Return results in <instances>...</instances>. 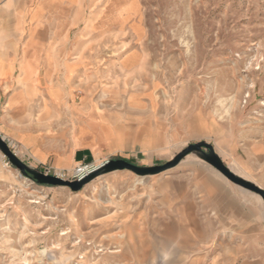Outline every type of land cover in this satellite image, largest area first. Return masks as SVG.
<instances>
[{
	"label": "rangeland",
	"instance_id": "374dc122",
	"mask_svg": "<svg viewBox=\"0 0 264 264\" xmlns=\"http://www.w3.org/2000/svg\"><path fill=\"white\" fill-rule=\"evenodd\" d=\"M0 33L9 118L53 146L64 132L58 170L29 167L5 140L30 169L74 181L75 166L154 167L205 142L231 169L264 172V0H0ZM208 170L191 152L157 175L117 170L72 192L0 151V264H264L259 195L231 223L192 214L200 198L184 184Z\"/></svg>",
	"mask_w": 264,
	"mask_h": 264
},
{
	"label": "crops",
	"instance_id": "0c3cea01",
	"mask_svg": "<svg viewBox=\"0 0 264 264\" xmlns=\"http://www.w3.org/2000/svg\"><path fill=\"white\" fill-rule=\"evenodd\" d=\"M37 16V13L33 15L35 18ZM2 71H4V68L0 62V75L3 74ZM26 71H29V64L25 65ZM66 72V80L68 81L71 76V69L68 68ZM1 99H3V103L1 106L2 113L0 115V136L7 142L16 144L20 154H22L23 160H27L29 167L38 169L47 164H50L55 170H58L57 167H62L63 163L61 158L63 157L64 150L63 129H57L55 138L59 145L53 146V140L47 135L41 134L35 129L22 126L19 121L9 118L8 114L16 109L14 108V97H5V94H2L0 95V101ZM13 125L21 126V128L13 132L9 129ZM83 149L89 148L86 147ZM77 151L78 155L76 159L79 160L80 150L78 149ZM216 154L218 153L216 152ZM218 156L220 155L218 154ZM73 158L72 156L68 157L67 166L72 165ZM225 166L237 177L264 190V186L259 185L258 182L264 179V172L258 171L259 169L256 172L245 171L240 164V167L238 166L239 170L237 171L231 169L227 164ZM74 169H76V166ZM62 171L64 172L66 170L63 169ZM215 171L208 170L207 174H200L197 179L191 181L190 189L187 183L184 184V197L186 199H193L196 196L200 198L199 210L192 211V214L218 215L222 216V219L228 223L233 221L231 220L232 216L249 215L250 201L256 196L252 192L233 184L219 172ZM185 207L194 208L197 205L194 201L191 203L186 202Z\"/></svg>",
	"mask_w": 264,
	"mask_h": 264
},
{
	"label": "water",
	"instance_id": "95a60500",
	"mask_svg": "<svg viewBox=\"0 0 264 264\" xmlns=\"http://www.w3.org/2000/svg\"><path fill=\"white\" fill-rule=\"evenodd\" d=\"M0 151L7 158L8 162L17 168L22 175L32 179L39 185L53 186V187H68L72 192L80 191L84 185L89 183L91 180L96 178L99 175L110 173L113 171H122L128 170L133 172L138 176H146V175H157L164 171H167L173 167H175L183 158H185L191 152H198L201 155V158L211 167H213L216 171H218L221 175H223L226 179H228L233 184L253 192L259 195L264 202V190L257 187L256 185L247 182L235 174H233L221 161V159L215 154L213 147L210 144L205 142H199L197 144L189 145L185 150H183L180 154H178L173 160L167 162L163 165L154 166V167H139L133 165L126 160L117 159L108 161L103 166L98 169L86 174L82 178L74 181L63 180L57 176L45 175L38 171L30 169L27 165H25L19 158H17L16 154L10 149L9 144L5 141L4 138L0 136ZM91 160L90 157H87L86 162Z\"/></svg>",
	"mask_w": 264,
	"mask_h": 264
},
{
	"label": "built area",
	"instance_id": "2783aa9c",
	"mask_svg": "<svg viewBox=\"0 0 264 264\" xmlns=\"http://www.w3.org/2000/svg\"><path fill=\"white\" fill-rule=\"evenodd\" d=\"M49 173H50V168L44 167L43 168V174L49 175ZM87 173H88V170H86V167H77L73 171V177L76 180H78V179L82 178L83 176H85Z\"/></svg>",
	"mask_w": 264,
	"mask_h": 264
}]
</instances>
